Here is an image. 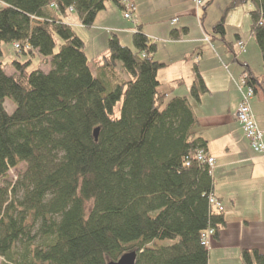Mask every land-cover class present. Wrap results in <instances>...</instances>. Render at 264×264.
Wrapping results in <instances>:
<instances>
[{
    "label": "trees",
    "instance_id": "trees-1",
    "mask_svg": "<svg viewBox=\"0 0 264 264\" xmlns=\"http://www.w3.org/2000/svg\"><path fill=\"white\" fill-rule=\"evenodd\" d=\"M0 2V264H109L131 252L136 264H209L203 234L212 229L218 239L225 214L210 205L212 170L197 160L208 143L194 132L189 98L166 103L158 73L168 65L155 60L156 42L137 25L132 46L111 33L108 51L89 60L65 21L74 12L91 29L108 2L125 11L129 1ZM247 3L264 70V0H231L227 11ZM208 36L233 53L225 16ZM6 44L28 59L5 64ZM233 63L264 101V71L237 56ZM189 94L196 102L210 94L197 68ZM22 164L17 183H2ZM242 261L264 264V255L244 250Z\"/></svg>",
    "mask_w": 264,
    "mask_h": 264
},
{
    "label": "crops",
    "instance_id": "crops-1",
    "mask_svg": "<svg viewBox=\"0 0 264 264\" xmlns=\"http://www.w3.org/2000/svg\"><path fill=\"white\" fill-rule=\"evenodd\" d=\"M128 1L134 27L123 24L119 19V22L115 21L111 25H107V33H115L122 42L123 39H126L130 43L135 27L143 26L146 35L153 39L158 46L157 54L154 56L155 60L168 65L158 73V79L162 83L161 90L168 97H190L189 87L195 77V68L202 74L210 91V94L202 96L200 102L194 100L190 102L199 119L194 132L207 140V155L215 159L212 170L213 196L222 201L225 207L226 226L218 239H212L209 264H243L242 253L244 250H258L264 255V159L253 151L235 117L242 100V94L237 87L242 70L230 72V65L224 63L222 53H219L215 46L217 42L222 44L220 41H211L209 36L204 40L200 33L196 37L191 36L192 27L195 25L193 18L182 19L181 17L189 14L192 10L203 28L202 23L204 24L206 16L202 21L204 10L202 9L203 14H201L196 0H194V7L180 6L175 9L173 14L168 16L172 17L170 25L160 20L161 18H159V22L151 20L152 16L154 17V14L158 13L161 8L157 6L155 0ZM251 8L252 11L253 7L251 6ZM70 15H74V12ZM175 20H177L176 23H174ZM66 22L72 27L74 26L73 28L76 30L85 29L80 22L75 24ZM177 24L180 27L178 29L174 28L177 27ZM91 29L93 30H90L85 37L87 47L89 41L101 40L99 33H93L94 30L97 32L99 28L94 24ZM174 30L179 34L177 40L171 36ZM105 36L107 35H102V52L99 54L95 52L93 58L108 51L106 44L108 45L110 36L107 38ZM236 38L238 42L246 41L242 35H237ZM203 42L208 43V49H202L200 44ZM228 43L233 45L235 59L237 54L234 53V44ZM180 46L185 49L184 54L183 52L179 54ZM187 46H191V48L188 49ZM222 46L224 45L222 44ZM196 48H198L196 50L197 63L192 64L194 69L190 67L186 76L180 73L178 76L176 74V76L167 77L165 73H162L169 70L173 57H180L184 60L185 55L188 56ZM222 48L225 53H231L225 46ZM160 74L164 76L162 80L159 78ZM177 80H183L184 85L176 84ZM173 83L176 84V87L172 86ZM253 112L264 137V101L260 98L253 99Z\"/></svg>",
    "mask_w": 264,
    "mask_h": 264
},
{
    "label": "rangeland",
    "instance_id": "rangeland-1",
    "mask_svg": "<svg viewBox=\"0 0 264 264\" xmlns=\"http://www.w3.org/2000/svg\"><path fill=\"white\" fill-rule=\"evenodd\" d=\"M157 6H160V11L158 13H155L154 17L152 16L151 20L154 22H159V18H161L160 20L165 21L166 23H168L170 25L171 21L170 19L172 17H168L171 16V14H173V11L175 9H177L180 6L186 7V6H192L194 7L195 2L194 0H155ZM203 2V5L206 4L207 2H209L210 0H201ZM231 0H214L213 5L211 7H209L207 9V15L206 18L204 19V24H203V28H201L200 23L198 22V19L195 16V13H193V11L191 10L189 14L187 15H183L181 18H193L195 25L192 27L193 31H192V35L193 37H196L198 35V33L201 34V36L204 38L208 37V33L212 32V29L214 27V25L221 20V18L223 16H225V28H226V40L228 42H232L234 44V53L237 54L238 60L241 63H245L247 65H249L251 67V70L254 74L256 75H261L263 73V63H262V57H261V52L260 49L258 47V45L256 44V42L251 38V16H250V11H251V4L247 3L245 5H242L240 7L234 8L230 11H227V7L229 6ZM106 11L102 12L99 14V16L96 18L95 20V26H97L99 28V30H97V32H95V30L93 31V33H99L101 35V40H91L88 43V47H87V43L85 42V40H87L86 34L89 33L90 30L93 29H74L76 31V33L80 36V38L82 40H84L85 44H86V55L87 58L89 60L94 59L93 58V54H95V52H97V54H99L100 52H102V35H107L105 36V38L111 36V34H109V32L107 33L108 29H107V25L108 24H112L113 22H119V19L123 22V24H127L128 26H133V21L132 19H126L125 18V14L127 11L121 10L120 8H118L115 4H113L112 2H108L106 4ZM253 7V6H252ZM3 8V5L0 2V9ZM203 7H200V12L201 14H203ZM180 18V19H181ZM72 24L75 23H79L77 17L75 15H69L68 19L66 20ZM94 26V25H93ZM179 25L177 24V27L174 28H180L178 27ZM74 27V26H73ZM104 28V29H103ZM202 29H204L203 31H201ZM107 33V34H106ZM97 35V34H95ZM237 35H242L243 38L246 40L245 42L243 41V43L245 44V51L242 52L240 50L239 47V42L237 41ZM184 37V36H183ZM130 43H128L126 41V39H123V43L128 45V46H132V42L129 41ZM238 42V43H237ZM204 44V46H203ZM200 45H202V49H208V43L205 44V42L201 43ZM216 48L218 49L219 53H222V60L224 61V63H227L228 65H230V72L232 73L233 71H238V70H242V68L237 64V63H233V59H234V54L233 53H225L224 49L222 47V44H220L219 42H217L215 44ZM106 47H108V45L106 44ZM188 49L191 48V46H187ZM181 50H179V54L180 52L184 54L185 49H182L181 46L180 48ZM198 48L194 49L192 51V53H190L188 56L190 57L189 59H187V56L185 55L184 60H182L180 57H173L172 59V63L171 66L168 68L169 70H165L162 73H165L167 77L170 76H178V74L182 73L183 76H186L187 71H190V67H193L192 64H196L197 60H196V50ZM3 50H4V58H3V62L5 64H9L10 62H12L13 60L18 59L20 62H25L28 57H20L17 58L16 56V51H15V47L13 44H6L3 46ZM178 53V52H177ZM157 54V53H156ZM158 57V56H157ZM39 60L40 58L37 57L33 60V67L35 68L38 66L39 64ZM183 61V62H181ZM186 62H188L187 64H185ZM40 69H42L45 73L49 72L50 67H46V66H42L40 67ZM182 69V72H181ZM7 72L10 74L13 72V70L10 67H7ZM159 78L162 80L164 78L163 74L159 75ZM176 83V82H175ZM173 83L172 86L176 87V84ZM172 97H168L166 100V103L171 99ZM190 102H192V98L189 97ZM251 107H252V111H253V100L251 102ZM5 108L7 110V112L9 114L13 113L15 110V106L14 104L11 102V100L7 99L5 101ZM254 113V112H253ZM238 122V121H237ZM239 124V123H238ZM258 124V123H257ZM240 125V124H239ZM241 126V125H240ZM262 132V131H261ZM27 166L25 164H22L21 166L12 169L8 172L5 180L2 183H9L11 185H14L15 183H17V181L19 180L20 176L25 172ZM2 261V259L0 258V262Z\"/></svg>",
    "mask_w": 264,
    "mask_h": 264
},
{
    "label": "built area",
    "instance_id": "built-area-1",
    "mask_svg": "<svg viewBox=\"0 0 264 264\" xmlns=\"http://www.w3.org/2000/svg\"><path fill=\"white\" fill-rule=\"evenodd\" d=\"M195 2L197 7H203V2L201 0H196ZM125 9V11H127L125 14V18L132 19L131 8L128 6V4ZM176 22L177 20L174 21V23ZM239 47L242 52L245 51V44L243 42H239ZM16 48H18V46H16ZM246 80L247 77L245 75H242L237 83V87L242 94V100L237 109L235 117L238 123L241 125L246 138L249 140L250 146L253 151L262 159H264V137L257 124L256 117L251 107V102L255 98L254 92L247 86ZM197 160L199 162L208 164L210 169L213 170L215 159L211 156H207L205 153L199 152L197 154ZM210 205L213 206V208H215L217 211L224 213L225 207L223 202L215 198L214 196L210 197ZM214 234L215 232L212 229H209L207 232H205L203 234L202 244L206 247H210L212 239L214 238Z\"/></svg>",
    "mask_w": 264,
    "mask_h": 264
},
{
    "label": "water",
    "instance_id": "water-1",
    "mask_svg": "<svg viewBox=\"0 0 264 264\" xmlns=\"http://www.w3.org/2000/svg\"><path fill=\"white\" fill-rule=\"evenodd\" d=\"M99 129H96L94 136L95 140L98 141L99 138ZM137 253L131 252L123 255L117 262H111L109 264H136Z\"/></svg>",
    "mask_w": 264,
    "mask_h": 264
}]
</instances>
